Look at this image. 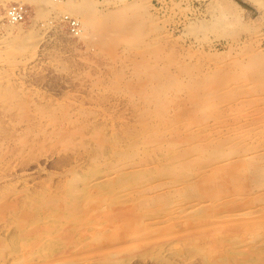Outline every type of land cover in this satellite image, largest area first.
I'll return each mask as SVG.
<instances>
[{
	"label": "rangeland",
	"instance_id": "obj_1",
	"mask_svg": "<svg viewBox=\"0 0 264 264\" xmlns=\"http://www.w3.org/2000/svg\"><path fill=\"white\" fill-rule=\"evenodd\" d=\"M8 1H5V5L16 0ZM87 1L93 2L99 10L106 11L114 5L132 0ZM231 1L237 8L232 12L228 10V19L232 18L230 21L221 26L212 23L202 26L201 22L212 18V6L209 5L215 0H147L154 24L159 28L156 33L168 35L172 41H176L177 45L189 51L193 61H199L203 69L231 62L233 58H245L249 50V52L256 48L255 51L264 50V9L250 0ZM24 3L28 11L26 20L19 24L22 28L20 26L12 28L3 19L5 6L0 1V264L26 262L29 264L30 260L32 264H64L67 261L69 263L79 261L76 248L70 245L60 246L61 250L57 249L56 253L50 254L46 259H40L37 251H30L23 243L21 244V239L13 243L12 238L18 233L19 215L28 216L33 213L31 206L35 202L33 196L46 191L47 188L55 193L57 191L55 189L61 190L71 179L75 182L73 186L82 188L106 173L120 179L122 177L120 175L133 167L143 169L158 166L161 163L154 159L145 161L146 152L152 153L156 158L166 159L168 155L170 156L167 152L168 142L174 141L172 147L175 146L176 150L181 151L180 148L186 146L183 142H178L176 133L186 131L187 126L188 129L191 128L189 131L195 132L196 138L199 134L201 137H212L207 149L211 150L215 146L213 144L217 143L219 153L208 156L195 172L194 170L183 172L182 168H178L179 171L175 173L150 178L149 185L144 181L139 182L140 185H147L140 186L143 189L147 187L144 189L146 192L141 188L144 199L131 197V200L126 202L127 209L118 217L114 213L116 210L113 211L117 207L112 209L111 205L114 198L101 201L99 205L103 206L105 211L112 209L111 216L115 224L109 229L99 227L97 234L101 235L93 238L95 253L92 259L110 260L112 256L111 259L114 258L115 261L116 258L120 264H264V198H258L259 193L264 192V181L260 188L247 191L223 187V180L214 177L212 173L215 169L229 170L231 162L238 156H250L264 150V145H261L264 144L262 135L264 89H260L252 80L241 75L236 81L232 80L227 84V88L225 87L228 89L229 97L216 99L219 102L225 101L221 104L217 102L219 110H224L223 115L220 114L221 118L216 115L207 116L202 122L192 123L186 119L165 122L159 116L148 118L140 111L138 103L132 101L123 91L118 92L110 88L108 81L105 80L110 67L121 66L118 60L123 53L121 47L116 51H110L106 46L98 45L94 35L91 38V34L89 36L88 33L84 35L85 37L73 34L61 20L67 12L60 6L54 8L50 3H44L38 12L33 3ZM231 13L240 16L234 18L239 19L241 25L233 19ZM68 15L73 16L69 13ZM230 22L236 23L235 26L239 27H234ZM242 25L250 28L247 30ZM222 26L226 28L223 30ZM204 27L206 28L202 29ZM36 42L39 43L36 45ZM244 52L245 55L242 54ZM100 76H104L101 82L98 81L101 80ZM172 112L173 110L169 109L168 113ZM83 119L103 127L102 130L107 137H117L120 150H124L129 143L131 136L128 139L126 137L128 126L137 129L143 126L158 127L154 130L160 132L158 137L160 141L158 139L156 140L158 142L143 144L141 140L135 139L138 141L136 149L130 152L132 157L120 159L121 161L117 159L118 155L113 149H107L105 154L99 157L95 152L96 142L93 141V137L89 139L90 133L93 135L89 129L84 130V137L87 143L89 142L88 150L83 146L82 148L76 138L67 145L58 141L55 129L70 127L73 122L80 124ZM176 126L179 129H175ZM198 130L202 132L199 133ZM201 137L199 139H203ZM196 142L193 140V143ZM158 143L161 145L160 149L155 148ZM112 153L115 157L110 160ZM190 154V157L187 155L188 159L199 155L195 151ZM176 155L173 156V159L176 157L175 162L171 159L173 165L182 167L186 158L180 159V154ZM179 159L181 161L177 162ZM118 178L116 179L119 180ZM125 181L126 179L123 182ZM151 183L157 186L149 189ZM130 184L126 186L127 189L135 187L139 189L134 184L129 186ZM156 188L159 192L155 190ZM153 191L158 193L157 197ZM162 191L169 194L168 198L159 195ZM61 198L58 197V201L62 200ZM90 204L87 200L88 207L94 205ZM111 234L117 235V238L114 239ZM220 236H224V239L220 240ZM130 238L133 240L131 243ZM215 238L218 240L215 241ZM114 247L118 250L116 248V251L113 250ZM50 250L51 248L48 251L52 252ZM107 250L111 254L107 253ZM87 252L85 251L86 255ZM57 253H62L59 258ZM85 253L80 255L86 256ZM19 255L25 258L23 256H21L23 259L19 258Z\"/></svg>",
	"mask_w": 264,
	"mask_h": 264
},
{
	"label": "bare ground",
	"instance_id": "obj_2",
	"mask_svg": "<svg viewBox=\"0 0 264 264\" xmlns=\"http://www.w3.org/2000/svg\"><path fill=\"white\" fill-rule=\"evenodd\" d=\"M0 1H2V4L5 6L4 7L5 9L7 6L5 5V1H8V0H0ZM19 1L33 3L38 12L41 8V5L44 3H50L51 6L54 8H57L58 6H60V8L63 9L65 12H67V14L68 13L73 14V17H75L78 20L79 26H78L76 35L83 37L84 35L86 36V34L88 33V35L91 34V36L89 35L91 38L93 37L92 35H94L96 37L97 44L100 46H106L110 51H116L117 48L121 47L123 49V53L121 54L122 56H120L118 59L121 66L119 68H115L116 66L110 67L109 72H107L108 76L106 75L107 79L105 80L108 81V86L110 88H113L118 92L123 91V93L128 95L132 101H134L135 103H138L140 105V111L142 113H145L148 116V118H152V116L153 117L159 116L161 117V120L165 122H171L174 120L180 121V119L181 120L186 119V120H189V123L190 121L191 123L192 121L202 122L203 119L206 118L207 116H213V115H216V117L221 118L222 116L220 117V114H222V111L224 110H221V109L219 110V107L217 106V102H219V100L216 101V99L217 98L219 99L227 98L228 93H229L227 92L228 89L226 90L227 84L232 82V80L236 81L241 75L242 76L244 75L248 79L252 80V83L254 82L253 84L259 87L260 89H264V50L255 51L257 50V48L251 52H249L250 51L249 50L245 58H238V59L233 58L231 62L220 64V65L216 63L217 65L213 67H207V68L205 67L203 69V66L199 63V61L198 60L193 61L191 59V54L189 53V51L177 45L176 41L175 42L172 41L168 37V35L160 34L158 32L156 33V31H158L157 29L159 28L155 26L154 24V17H153L152 12L149 9V4L147 0H132L130 2L125 1L124 3H121L119 5H116V6L114 5L113 7L107 8L106 11L105 10L101 11V9L99 10L97 7H95V4L93 2H89L87 0H19ZM250 1L252 3L259 4L261 8L264 9V0H250ZM209 6H212L211 8L212 18L210 16L211 18L210 20H207L201 23L199 21V23L202 26H208L211 23L215 26L224 25L225 23H227L228 21L232 19V18L228 19V16H227L228 10L232 12V11H235L237 8L236 5L231 0H215V2H213V4L212 5L210 4ZM3 14H4V11H3ZM230 15H232V13ZM232 16H233V19L235 20H237L236 18L240 17L239 15H238L239 17H237V15H232ZM242 21L243 20H241V22ZM22 22L23 21L16 22V23L8 22V25L12 28L16 26L19 27L20 26L19 24H21ZM235 25L236 23L234 24V27L237 28L238 25L237 26ZM246 26L247 25L243 26V28ZM224 27L226 28V26ZM224 27L222 26L221 29L224 30ZM197 28L195 30H197ZM205 28L206 27L202 29H205ZM229 29L231 30L232 28H229ZM216 33L219 34L218 32ZM224 33L227 34L228 32H224ZM235 35L237 34L235 33ZM37 43L39 42H36V45ZM242 54L245 55V52ZM115 57H117V55ZM100 79L101 80H98V81L100 82L103 81L104 76L101 77ZM235 85L236 84H234V86ZM6 94L9 95L10 93H6ZM223 102L220 101L219 103L221 104ZM169 109L173 110L171 114L168 113ZM233 111H235V109ZM142 116L145 117L144 119H147L146 116L144 115ZM69 126L71 128L58 126L59 128L55 129L54 133L57 136L58 141L60 143H62L63 145L65 144L67 145L68 143H71L76 138L77 140H79L78 141L79 144L81 143V147L83 146L85 147V150L86 149L88 150L87 145L89 142L87 143V139L86 137H84V134H85L84 130L89 129V130H92L93 132V135L92 133H90L91 135L90 134L88 135H90L89 139H92L93 137V141L96 142L95 152L97 153V155L100 157L101 155L105 154V151L107 149H111V150L113 149L116 155H118L117 159L119 161H121L120 159H129L132 157V154H130V152L136 149L138 140H141L143 144H148L153 141L154 142L160 141V139L158 138L160 136V132L158 130H154V129H157L158 127L156 128L154 126H150V127L143 126L140 129H137L135 127L128 126L126 128L127 129L126 132L128 136L126 137L127 139L128 137L130 136L131 137L129 138V141H128L129 143H127L126 148L124 150L123 149L120 150V148L118 147L117 139H116L117 137L116 138L114 137L110 138V136L107 137V135L102 130L103 127H100L97 124L95 125L94 123H89L87 120L83 119L80 124L78 123L75 124V122H73ZM177 128L178 127L176 126L175 129ZM261 128H263V126ZM187 129H188V126H187ZM187 129L184 132L181 131V132L176 133V136H177L176 138L178 142H183V144L186 146L185 148L183 146V149L180 148L181 151L176 150L177 147L175 146L172 147V145L175 144L174 143L175 141L172 143L168 142L169 145L167 147L168 148L167 152L170 154L171 157L168 155L166 159H163L160 157L156 158L155 156L152 155V153L146 152L147 155H145L146 156L145 161H147L148 159H151V160L154 159L159 164L161 163L158 166H155L153 168H143V169H137L136 167H133L126 173H123L122 175H120L122 176L120 177V179L118 178V176L113 177L112 175H110L111 173L110 174L106 173L105 175H103V177L99 179L96 178V180L93 183L87 184L86 186H83L82 188L78 187L77 185L73 186L72 184L75 183V182H72L73 179H71V181H69L67 184H64L61 190L55 189V191L57 190L55 193H53L52 191H49L50 190L49 188H47L48 190L45 188L46 191H42L40 194H37V196L35 197L33 196V198H35L34 200L35 202L31 204L33 208V213L28 216L19 215L18 217L19 223H18V229H17L18 233L13 236L12 238L14 239L13 243L21 239V244L23 243V246L26 247V249L28 248L30 251H37L39 253L40 259H46L47 257L50 256V254L56 253L57 249L61 250L62 248H60V246L64 247V246L70 245L71 247L76 248L77 250L76 254L78 255L76 256L79 257V261L75 260V262H72V263L71 262L69 263L67 261L68 264H117V263L120 264V262H117L116 258H115L116 262L113 261L114 258L111 259L112 256L110 257V260L109 259L104 260L105 258H102V259L93 258L92 259V256L95 253L94 245H92L93 238H95L96 235L98 236L101 235V234L100 235L97 234L98 229H100L99 227L102 226L101 227L102 229H109L112 225L115 224L113 222L114 221L113 217L111 216L112 209L114 207H117V209H113V211L116 210V212L114 211V213H115V216L118 217L120 214H123L124 210L127 209L126 202L131 200V197L135 196L136 198L141 199L142 197L141 188L143 189V187H140V186H144L146 184L140 185L139 182L144 181V182H147V184L149 185L148 180L150 178H154L157 176L160 177L163 174L175 173L176 171H179L178 168L180 169L182 168L183 172H186V170H190V171L194 170L195 172V169H198L199 166L201 167V165L203 164V161L207 160L208 156L216 155L219 153V148H218L219 144L217 143L213 144L215 146H213L211 150L207 149L208 143H210L209 141H211L212 137L210 138L207 136L205 137L202 136L203 139H199V137H201L199 133H201L202 131L200 132V130H198L199 136L198 138H196L197 136L195 132L194 133L191 132L192 130L189 131V129L191 128H189L188 130ZM145 130L146 132H144ZM193 131H194V128H193ZM260 133L262 132L260 131ZM139 136H141L142 138L140 139ZM135 139H138V140H135ZM193 140L194 142L195 141L197 142L193 143ZM261 145H264V144H261ZM155 146H156L155 147L156 149H160L161 147L159 143L156 144ZM192 151L197 152L199 155L196 154L197 156L194 155L195 157L193 159H188ZM176 152H177V155L180 154L179 155L181 157V158L179 157L180 159L186 158V162L183 164L184 166L182 165V167H178V166L175 167L173 165V163L176 160L175 159L176 157H174L175 159L174 160L173 156L176 155ZM171 153H174L175 155L174 154L171 155ZM251 153H253V151L250 152V154ZM187 155H189V157ZM94 156L96 155L94 154ZM113 156L115 157L114 153H112V155L110 156V160L113 159ZM171 159H173L174 162ZM180 159L177 162H180L181 161ZM231 163L230 165L228 162V164L230 165L229 170L222 171V170H218L214 168L215 170L212 172L214 177L216 178L219 177L220 179L223 180V184H224L222 185L223 187L228 186L232 188L234 187L235 189H242V190H247V191L254 190L255 188L261 187L260 185H262V181H264V150H259L258 153L250 155V156H244V157L238 156V158L236 160L234 159V161ZM101 164H102V161H101ZM228 172L229 174H227ZM199 175H200V172H199ZM172 176L174 177V175ZM115 177L118 178L119 180H117ZM122 178H125L126 181H134V183H131V184L132 185L134 184L140 190L137 189L136 187L135 188L131 187L133 190L130 188H129L130 190L127 189L126 186L130 184V182H126V181L123 182L125 179H122ZM120 180H122V182ZM131 184L129 186H131ZM153 184L151 183V186L148 188L151 189V187L154 188L157 186V184H154V185ZM157 188L155 189L156 191H157ZM93 190H95V192H93ZM258 191H261V190H258ZM157 192L153 194L156 196L158 195ZM167 194L168 193L162 191L160 192L159 195L164 198H168ZM160 196L159 198H161ZM58 197H62L61 198L62 200L63 198H66L67 200L58 201ZM106 198H108L109 200L111 198H114V201H112L111 203V205L113 206L112 209L111 210L107 209L105 211L103 209V206L99 205V203L105 200ZM148 198H151V197H148ZM159 198H156V199H159ZM258 198L259 199L264 198V192L259 193ZM87 200L91 203L90 205H93L92 203H94V205L88 207L89 205L88 206L86 205ZM19 202H21V200ZM113 211H112V214H113ZM30 212L32 211L30 210ZM174 212L177 213L178 211H174ZM174 212L172 213L174 214ZM215 222L217 223V221ZM144 223L146 225V222ZM196 225L198 224L196 223ZM7 226L6 227L4 226V227L8 228ZM111 236H113L114 239L117 238V235L115 236L111 234ZM101 239H98V240H101ZM130 239L131 240H129V242L133 241L132 238ZM216 239L217 238H215V241L218 240ZM223 239H224V236L220 238V240H223ZM105 240L107 239L105 238ZM127 240L128 238L126 239V241ZM126 241H124V243H126ZM118 242H114V243L117 244ZM17 246L18 245H16V248H18ZM50 248H51L50 251L52 252L48 251ZM115 248L116 247L112 249L116 251L117 248L116 249ZM85 251L86 252L88 251L87 252L88 255H86ZM108 251L109 250H107V253L111 254L110 251L109 252ZM82 253L83 254L85 253L86 256L80 255ZM61 254H58V258H59V255ZM21 256L19 255V258H21ZM63 256L65 255L63 254ZM106 258H109V257H106ZM30 262L28 263L32 264ZM60 262H61V258H60ZM62 263H64V261ZM39 264H42V263H39Z\"/></svg>",
	"mask_w": 264,
	"mask_h": 264
},
{
	"label": "built area",
	"instance_id": "obj_3",
	"mask_svg": "<svg viewBox=\"0 0 264 264\" xmlns=\"http://www.w3.org/2000/svg\"><path fill=\"white\" fill-rule=\"evenodd\" d=\"M27 12V7L24 2L19 0L12 1L4 9L3 19L11 23L25 21ZM61 20L65 22L73 34L77 33L79 22L75 17L65 14Z\"/></svg>",
	"mask_w": 264,
	"mask_h": 264
}]
</instances>
